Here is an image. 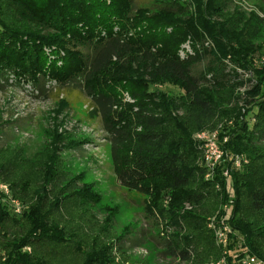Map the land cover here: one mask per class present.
Listing matches in <instances>:
<instances>
[{
  "label": "trees",
  "instance_id": "trees-1",
  "mask_svg": "<svg viewBox=\"0 0 264 264\" xmlns=\"http://www.w3.org/2000/svg\"><path fill=\"white\" fill-rule=\"evenodd\" d=\"M236 1L155 0L153 7L133 8L131 0H0V86L28 85L35 97L52 95L69 105L80 102H70L73 94L87 99V119L100 122L116 181L164 225L160 254L172 264L220 258L207 227L213 216L229 225V247L242 250L239 256L246 249L264 259L259 82L247 92L250 103L258 101L251 131L220 146L244 155L240 170L221 164L205 178L202 150L192 140L240 118L236 88L264 48L254 44L264 42V17L253 12L246 20ZM254 4L264 13V0ZM183 44L190 50L180 55ZM197 64L202 70L195 74ZM253 73L264 76V66ZM153 83L176 85L184 96L154 95ZM122 93L131 102H123ZM49 147L27 159L23 149L0 141V186L21 206L14 214L0 191V264H132L123 236H99L106 228L111 234L106 222L83 225L80 210L88 215L101 196L93 184L76 187L82 177ZM223 169L229 170L230 193Z\"/></svg>",
  "mask_w": 264,
  "mask_h": 264
},
{
  "label": "rangeland",
  "instance_id": "rangeland-1",
  "mask_svg": "<svg viewBox=\"0 0 264 264\" xmlns=\"http://www.w3.org/2000/svg\"><path fill=\"white\" fill-rule=\"evenodd\" d=\"M131 1L133 8L153 7L155 2V0ZM256 1L259 0H237L235 2L240 5V10L245 14L246 20L253 12H257L259 18L264 17V13L256 9L254 4ZM254 44L264 45V42L258 39ZM205 46L208 45L205 44ZM188 50H190L189 45L183 44L179 51L180 55ZM263 66L264 48L255 54L251 69L243 73L241 80L246 81L243 87L236 88L235 95L239 96L237 106L241 110L240 118L236 121L233 119L224 120L213 130L206 129L195 133L192 140L196 147L201 150L202 144L206 141H213L221 146L223 142L234 138L243 129H246L247 132L251 131L258 101L250 103L251 100L247 97V92L259 82L261 88L259 100H264V76L253 73V70H259ZM201 67L202 64H197L193 69L194 73L198 74L202 70ZM150 91L154 95L160 93L174 100L184 96L178 86L169 83L150 84ZM35 95L36 93L28 85H10L8 83L0 86V122L3 129L0 141L23 149L27 159H31L46 146L57 148L64 166L73 175L81 176L83 179V181L78 180L76 187L82 188L85 183L93 184V189L101 196L99 203L89 208L88 215L84 209L80 210L85 221L84 223L82 219L83 225L98 228L106 222V227H110L112 232L109 234L108 228H106L100 232V237L113 240V235L123 236L125 254L131 259L129 263L140 264L146 261L150 264H172L169 259L160 254L159 243L161 235L164 234V225L159 219L156 220L153 216L145 213L142 198L125 191L116 181L100 122L98 119H87L85 112L88 109L87 99L79 94H73L69 98L70 102H74L76 99L80 102L77 105L74 103L69 105L58 101L52 95L45 100L42 99L44 98L42 95L40 97H35ZM121 100L131 102L126 93H122ZM81 102L83 105L79 104ZM244 102L247 103L244 104ZM178 114L183 113L180 111ZM202 134L204 135L203 139L196 138L197 135ZM219 136L222 138L221 142ZM234 156L245 160L244 155L225 153L224 160L222 157L223 168L227 165L232 167ZM201 158H203V152ZM202 162L199 161V165ZM241 165L242 162L237 170L241 169ZM24 173L29 178L35 179V174L29 169H25ZM224 181L226 189L230 193L231 180L227 177L224 178ZM69 214L71 217H75L74 215L78 214L76 208H71ZM211 220L215 222V216L210 218ZM132 240L138 241L135 247H132ZM114 257H118V255L115 253Z\"/></svg>",
  "mask_w": 264,
  "mask_h": 264
},
{
  "label": "built area",
  "instance_id": "built-area-1",
  "mask_svg": "<svg viewBox=\"0 0 264 264\" xmlns=\"http://www.w3.org/2000/svg\"><path fill=\"white\" fill-rule=\"evenodd\" d=\"M196 138L199 140L203 139L204 135H197ZM201 150L203 152L202 164L208 171L205 178H212L214 171L221 166L222 157L224 156L225 152L218 144L214 143L213 141L204 142L201 146ZM241 162L245 163L246 160L239 158V156H234L231 163V168L237 170L240 167ZM228 174L229 170L223 169L221 173L222 177L227 178ZM0 191L6 195V200L8 201L7 205H9V208L12 210V212L14 214H20L21 206L17 201L10 199L7 188L5 186H0ZM230 203L231 202H229L227 205H224L223 210L227 211L229 209L228 206L231 205ZM210 222L208 224V228L212 231L216 246L220 248L221 256L216 260L211 259L206 264H264L263 258L246 252V249H243L245 252L239 256L238 254L243 252L242 250L229 247L231 244V230L224 218H217L215 222L214 220H211Z\"/></svg>",
  "mask_w": 264,
  "mask_h": 264
}]
</instances>
